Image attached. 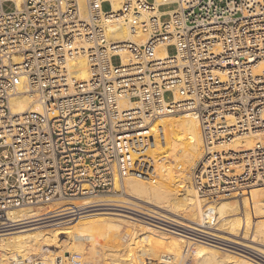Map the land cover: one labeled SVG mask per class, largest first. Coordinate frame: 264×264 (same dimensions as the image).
Here are the masks:
<instances>
[{
	"label": "built area",
	"instance_id": "2783aa9c",
	"mask_svg": "<svg viewBox=\"0 0 264 264\" xmlns=\"http://www.w3.org/2000/svg\"><path fill=\"white\" fill-rule=\"evenodd\" d=\"M83 2L85 12L79 0H0V233L16 223L11 209L149 179V120L161 114L200 120L206 152L191 175L199 193L264 184V0H119L115 11L103 10L104 0ZM115 17L147 40H109L106 22ZM162 45L171 51L157 58ZM22 79L38 111L11 110ZM236 138L253 142L228 149ZM25 261L6 264H40Z\"/></svg>",
	"mask_w": 264,
	"mask_h": 264
},
{
	"label": "bare ground",
	"instance_id": "6f19581e",
	"mask_svg": "<svg viewBox=\"0 0 264 264\" xmlns=\"http://www.w3.org/2000/svg\"><path fill=\"white\" fill-rule=\"evenodd\" d=\"M104 1L109 3L107 10L120 7L119 0ZM79 4L85 12L83 0ZM160 10L172 12L175 6L161 5ZM106 26L109 40L143 44L148 37L142 31L133 32L127 17H115ZM170 51L171 48L162 45L154 54L163 58ZM118 55L123 59L125 52L118 50ZM74 63L77 78L85 79L87 66L83 58H77ZM21 81L19 93L10 99L11 110L38 111L37 95L26 92L24 79ZM149 128V153L153 159V174L149 179L128 176L115 182L114 189L122 197L61 198L11 209L8 218L16 223L9 231L0 233V264L18 257L25 260L38 256L46 244L62 248L40 260V264H68L75 252L83 256L82 264L104 259L116 264H132V261L138 264L141 257L152 258L157 253L161 264H181L190 244V239L181 235V228L203 235L204 240H194L200 244L194 248L200 253L197 264H264V247L256 238L264 235H261L264 229L256 226L261 221L256 216L264 210V184L253 183L228 195L201 194L194 182L188 181L191 172H185V179L178 181L176 177L181 166H192L206 152L199 118L186 113L161 114L149 120ZM243 141V150L253 142L252 138H236L226 147L241 151L239 146ZM132 212L148 214L153 221L144 223ZM61 234L65 236L61 238ZM116 238L120 244H116ZM245 240L250 243L246 244ZM242 243L249 245L246 250L251 256L231 251V248L244 251ZM108 247L112 252L107 259L104 251Z\"/></svg>",
	"mask_w": 264,
	"mask_h": 264
},
{
	"label": "rangeland",
	"instance_id": "374dc122",
	"mask_svg": "<svg viewBox=\"0 0 264 264\" xmlns=\"http://www.w3.org/2000/svg\"><path fill=\"white\" fill-rule=\"evenodd\" d=\"M101 7H102V9L103 10H107L108 8H109V3L108 2H104V3H102V5H101ZM113 61H116V59L114 58V60ZM165 98H167V99H169L170 98V94L169 93H167L166 95H165ZM195 164V163H194ZM193 164V165H194ZM193 165L192 166H189V167H186V166H181L180 168L181 169H183L184 168V170H181V169H178V174L176 175V177H177V180L179 181L180 179H185V178H187V175L185 174V172L186 171H188V172H191L192 173V171H193ZM171 168V167H170ZM173 169V167L170 169V170H172ZM186 169H188V170H186ZM163 173H161V175H162ZM185 175V176H184ZM188 181H189V183H192V180H191V177H190V180L188 179ZM228 195V194H227ZM123 195H121L118 191H116V189H112L111 191H109V192H107V193H103V194H97V195H91L90 197H94V198H115V197H122ZM264 198V197H263ZM255 199H257V197H255ZM264 203V201H262V204ZM260 211V210H259ZM262 211V210H261ZM264 210L262 211V214L261 215H259V216H256V217H259L260 218V223L259 224H257L256 226H259V227H261V228H263L264 229ZM133 214H134V212H132ZM254 215V214H253ZM134 216H135V214H134ZM138 219H139V217L138 216H136ZM141 220V219H140ZM144 222V221H143ZM145 223V222H144ZM255 224V223H254ZM253 224V226H255ZM161 226H163V225H161ZM255 226V227H256ZM163 227H165V228H168V227H166V226H163ZM125 231L124 232H129L127 229H124ZM127 230V231H126ZM262 231H264V230H262ZM123 233V231L119 234V235H121ZM130 233V232H129ZM264 233L262 232V234L261 235H263ZM119 235H118V237H119ZM65 236V234H61L60 235V237L61 238H63ZM140 236H141V234H139V238H140ZM249 236V235H248ZM117 237V238H118ZM264 235L261 237V236H258V237H256V238H258L259 240H261V241H258V243L259 244H262L261 246H263L264 247ZM117 238H116V244H120V243H118L117 242ZM130 238V237H129ZM263 239V240H262ZM247 240V239H246ZM245 240V243L246 244H248V243H250L249 241H246ZM248 242V243H247ZM83 244H87V243H84V242H82ZM245 243H242V248H245L244 249V251L243 250H240V249H237V248H231V251L232 252H234V253H236V254H239L240 256H246V257H248V256H251V254L249 253V251L248 250H246V248L247 249H249V245H246ZM198 243H196V241H194V240H192V239H190V244H189V249H188V251H187V253H186V255L184 256V258H183V261H182V263L181 264H197V261H198V258H199V256H200V253L198 252V251H196L194 248H199L200 247V244H198ZM61 248L62 247H58V248H56L54 245H52V244H46V245H42V247H41V249H40V254L38 255V256H34V257H31V259H40V260H42V259H44V258H47V257H49L50 255H53V254H56L59 250H61ZM105 252V257L104 258H107L108 259V257H110V253L112 252V248H110V247H108L107 249H106V251H104ZM74 254H80V253H74ZM73 255V254H72ZM89 256V255H88ZM157 256H158V253L154 256V257H152V258H149V257H147V256H144V257H141L139 260H138V264H150V262L149 261H152V264H161V263H159V259L157 258ZM82 257L83 256H81L80 257V260H81V264L83 263V261H82ZM30 259V258H29ZM29 259H28V261H25V262H29ZM148 259V260H147ZM149 259H151V260H149ZM69 260V259H68ZM108 261L110 262V260L108 259ZM106 259H104V260H100L99 262H94V264L95 263H98V264H116V263H112V262H108ZM67 263L69 264V261H67ZM130 263H132L133 264V261L132 262H130ZM178 264H179V262H177ZM176 263V264H177ZM121 264V263H120ZM136 264V263H135Z\"/></svg>",
	"mask_w": 264,
	"mask_h": 264
}]
</instances>
